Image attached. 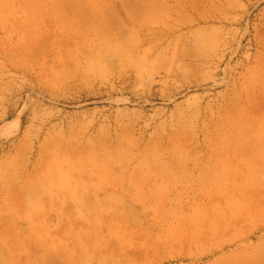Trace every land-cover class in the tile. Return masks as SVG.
Returning <instances> with one entry per match:
<instances>
[{
  "label": "rangeland",
  "instance_id": "1",
  "mask_svg": "<svg viewBox=\"0 0 264 264\" xmlns=\"http://www.w3.org/2000/svg\"><path fill=\"white\" fill-rule=\"evenodd\" d=\"M0 129L2 264H264V0H0Z\"/></svg>",
  "mask_w": 264,
  "mask_h": 264
},
{
  "label": "bare ground",
  "instance_id": "2",
  "mask_svg": "<svg viewBox=\"0 0 264 264\" xmlns=\"http://www.w3.org/2000/svg\"><path fill=\"white\" fill-rule=\"evenodd\" d=\"M4 132H6V130L4 129H0V134H4ZM1 263V262H0ZM2 264V263H1Z\"/></svg>",
  "mask_w": 264,
  "mask_h": 264
}]
</instances>
